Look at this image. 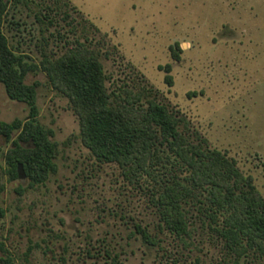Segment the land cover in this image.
Listing matches in <instances>:
<instances>
[{
    "label": "rangeland",
    "instance_id": "1",
    "mask_svg": "<svg viewBox=\"0 0 264 264\" xmlns=\"http://www.w3.org/2000/svg\"><path fill=\"white\" fill-rule=\"evenodd\" d=\"M6 1L4 34L37 67L24 82L37 84V122L57 151L55 172L35 185L24 170L25 179L13 177L12 141L0 134V264H232L195 209L191 236L176 238L161 227L144 185L95 160L69 100L40 63L43 52L58 59L79 44L96 52L110 94L127 90L144 94L143 104L167 106L185 119L192 141L234 160L264 197V0ZM167 65L172 86L160 70ZM28 118L27 105L0 84V123Z\"/></svg>",
    "mask_w": 264,
    "mask_h": 264
},
{
    "label": "trees",
    "instance_id": "2",
    "mask_svg": "<svg viewBox=\"0 0 264 264\" xmlns=\"http://www.w3.org/2000/svg\"><path fill=\"white\" fill-rule=\"evenodd\" d=\"M8 2L0 0V84L12 101L29 108V118L0 123V134L12 141L7 155L13 177L21 165L35 185L54 173L56 143L52 132L38 122L37 84L24 77L37 67L16 54L4 34ZM172 48V59L179 61ZM40 69L52 87L69 100L79 121L83 145L100 164L116 165L126 179L144 185L164 231L176 238L191 236L190 211L195 209L205 226L223 242L232 264L248 255L264 257V197L251 176L244 175L234 160L210 149L206 140H191L188 124L167 106L144 94L123 90L114 96L96 52L79 44L58 59L46 52ZM165 83L173 85L170 65L160 67ZM183 126V131L180 130ZM18 131V134L15 132ZM143 241L155 244L148 232L136 226Z\"/></svg>",
    "mask_w": 264,
    "mask_h": 264
},
{
    "label": "water",
    "instance_id": "3",
    "mask_svg": "<svg viewBox=\"0 0 264 264\" xmlns=\"http://www.w3.org/2000/svg\"><path fill=\"white\" fill-rule=\"evenodd\" d=\"M18 178L19 179H25V173L23 172L22 166H18Z\"/></svg>",
    "mask_w": 264,
    "mask_h": 264
}]
</instances>
